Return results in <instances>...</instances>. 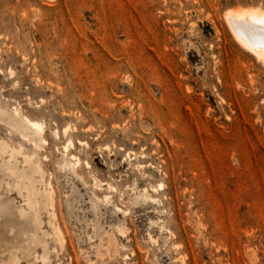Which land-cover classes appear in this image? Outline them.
Returning a JSON list of instances; mask_svg holds the SVG:
<instances>
[{
	"label": "rangeland",
	"instance_id": "1",
	"mask_svg": "<svg viewBox=\"0 0 264 264\" xmlns=\"http://www.w3.org/2000/svg\"><path fill=\"white\" fill-rule=\"evenodd\" d=\"M234 10L264 0H0V264H264V60Z\"/></svg>",
	"mask_w": 264,
	"mask_h": 264
},
{
	"label": "bare ground",
	"instance_id": "2",
	"mask_svg": "<svg viewBox=\"0 0 264 264\" xmlns=\"http://www.w3.org/2000/svg\"><path fill=\"white\" fill-rule=\"evenodd\" d=\"M226 21L227 24L236 39L240 45L247 48L248 51H251L259 56H256L257 58H261L264 60V12L261 10H245V11H232L229 14H226ZM259 60V59H258ZM15 112L18 114V118L20 121V124L24 126V128L30 130L34 137L37 138L35 141V145L37 147V143H44L43 134L45 132V126L43 123L32 120L27 116H23L20 113H18L16 110ZM73 143L70 141L69 145L65 147V152L67 153L69 151V147L72 146ZM75 158V157H74ZM79 164V160L75 158V163H72L71 166L74 169ZM67 166L70 167V163H67ZM50 184L48 185L49 189ZM162 187V186H160ZM50 190V189H49ZM52 190V188H51ZM45 192L44 193V199L46 202V206L53 209V195L52 191ZM147 191L144 190V193L142 197L147 196ZM26 202L27 206L30 211L36 210L38 207L37 203V194L35 192L30 191L29 189H26ZM108 198V197H107ZM106 201L108 202V199ZM34 212V211H33ZM25 213L23 212L21 216H24ZM51 218H54V212H51ZM55 232L57 236L59 237V242H63L64 239L62 238L61 231L59 227H55Z\"/></svg>",
	"mask_w": 264,
	"mask_h": 264
}]
</instances>
